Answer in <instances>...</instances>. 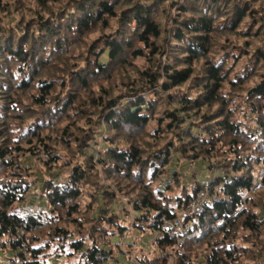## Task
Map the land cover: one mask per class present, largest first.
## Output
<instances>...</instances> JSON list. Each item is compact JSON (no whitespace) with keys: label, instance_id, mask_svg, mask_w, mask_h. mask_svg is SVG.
I'll use <instances>...</instances> for the list:
<instances>
[{"label":"clouds","instance_id":"1","mask_svg":"<svg viewBox=\"0 0 264 264\" xmlns=\"http://www.w3.org/2000/svg\"><path fill=\"white\" fill-rule=\"evenodd\" d=\"M0 264H264V0H0Z\"/></svg>","mask_w":264,"mask_h":264}]
</instances>
